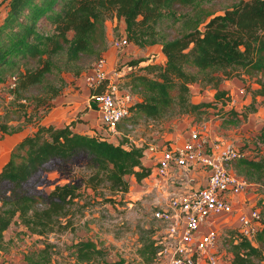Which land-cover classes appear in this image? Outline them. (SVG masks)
Listing matches in <instances>:
<instances>
[{"label": "trees", "instance_id": "obj_1", "mask_svg": "<svg viewBox=\"0 0 264 264\" xmlns=\"http://www.w3.org/2000/svg\"><path fill=\"white\" fill-rule=\"evenodd\" d=\"M5 7L0 22V82L15 76V84L8 88L11 99L0 128L6 131V122L17 119L35 129L11 147L0 167V249L5 230L15 221L46 238L72 225L74 205L80 211L98 196L101 203L115 204L116 197L105 195L101 187L112 194L125 193L130 186L127 175L137 182L151 175V167L142 162L145 144L123 135L114 141L97 131L77 132L71 123L41 122L53 98L66 87L65 74L86 72L106 50L107 20L123 19L130 42L140 48L160 45L164 55L163 62L142 56L125 61L131 70L125 85L138 92L140 100L132 102L129 114L117 123L122 133L127 134L142 116L194 114L198 124L209 120L208 108L221 116L224 126L238 125L255 110L256 96L264 101V0L227 4L223 0H5ZM136 66L139 71H132ZM245 76H256L257 86L247 88L249 104L241 111L234 105L228 108L233 95L220 84L233 77L245 80ZM192 83L214 88L212 99L193 101ZM251 140L252 153L232 160L230 167L264 188V123ZM79 156L86 158L83 179L56 183L46 193L28 188L30 179L53 161ZM252 207L258 209L261 223L255 235L226 228L223 246L230 253L229 264L264 260V195ZM152 234L138 238L142 264H152L157 255L159 244ZM52 246L45 239L23 261L6 264H51ZM69 248L77 261L123 264L106 259V247L92 237L78 239Z\"/></svg>", "mask_w": 264, "mask_h": 264}, {"label": "rangeland", "instance_id": "obj_2", "mask_svg": "<svg viewBox=\"0 0 264 264\" xmlns=\"http://www.w3.org/2000/svg\"><path fill=\"white\" fill-rule=\"evenodd\" d=\"M228 1L230 0H223V4H227ZM5 8V0H0V22L6 14ZM106 26L107 32H111L112 38L125 33L122 31L123 29L121 30V25L119 26L118 23L114 27L112 23L107 22ZM130 45L131 42L119 49L117 55H121V51ZM130 47L131 51L127 54L128 56L134 57L141 53L143 57L149 58L152 61H164L163 54H161L159 50V45H152V47L147 46L140 50H137V47L132 45ZM122 56H119L120 58L114 62L112 67L121 70V86L130 89L125 85V82H128L127 80L129 77L127 76L130 74L131 70L130 67L124 65L126 60L122 62ZM147 61L148 59L141 63V65ZM132 71H139L138 67L136 66ZM0 84L1 123V115L4 112V107L9 103L11 98L8 96L9 91L6 83ZM222 84H225L226 88L229 89L233 95L232 99L234 103H229L228 108L230 105H234L238 111H241L251 100L250 93L247 91L248 86H257L256 76H245V80L233 77L223 80L220 87ZM198 87L199 86L194 85V83L190 84L192 100L196 98V94L193 95L192 91H197ZM203 89L205 90L203 94L206 96L211 95L214 90L212 87L205 86L200 88L201 93ZM132 95V102L140 100V94L138 92L133 91ZM254 106L255 110L249 111L247 117L242 119L238 125L227 126H224L221 116L217 115L216 111L214 112L211 108H208L205 114L209 116V120L212 119L208 129H211V131L215 133L213 135L215 139L234 143L238 147L252 153L254 144L251 138L264 123V101L261 95L256 96ZM246 110L248 109L246 108ZM184 116H187V118L191 117V122H194V118H197L194 114H182L175 117H162L159 119L142 116L139 118L138 122L132 126L133 128L129 131L130 136L132 139L139 141H141V138L149 141L153 138L152 133H156L157 130L160 131L161 129H171L176 125L175 120L179 121ZM6 123V131L0 128V157H3L5 150H7L9 145L8 140H11V137H14L18 131L22 129L25 131L29 128L22 120L14 119ZM85 163V156H79L69 161L55 160L30 179L27 186L31 191L46 193L56 183L83 179L86 173ZM130 177L128 178V180L130 179L129 190L125 193L112 194L107 187L100 188L105 195L111 194L116 197L117 201L115 204L109 202L101 203L100 196H98L99 198H96L94 201L91 200V202L80 211L77 209L76 205H74L73 209L76 208L77 211H75V215L72 219V227L70 226L62 232L50 233L45 238L38 234L30 233L16 221L13 222L5 231V242L0 249V264L23 261L30 250L42 247L45 239L51 241L54 245L50 250L52 259L51 264H97L94 262L87 263L84 261H77L73 255L72 249L69 248V245L74 241L88 237L100 241L106 247L107 253L105 257L109 261L119 260L123 264H142L143 257L138 252V238L146 237L150 235V232L153 233V236H156L159 231L163 229V226L153 217L152 213L157 207L155 204L157 200L156 202L154 201L155 196L149 188L146 187L147 184L134 181L132 176ZM88 191L92 193L90 188H88ZM262 195H264V188L257 186L252 187L250 185L246 186L238 199H236L237 201H235V208L238 210H234L228 220L223 219L222 221V218H220L217 224L219 233L217 246L219 264H229L230 261L229 253L226 252L225 246H223V238L227 233L226 228L230 226L236 227L240 213L248 212ZM162 197L165 199V194L159 196V199ZM84 198L85 197L81 198L82 200H80V203L84 201ZM218 218L219 217H217L216 220H218ZM205 228L206 224H202L200 231H203ZM256 264L261 263L257 262Z\"/></svg>", "mask_w": 264, "mask_h": 264}, {"label": "built area", "instance_id": "obj_3", "mask_svg": "<svg viewBox=\"0 0 264 264\" xmlns=\"http://www.w3.org/2000/svg\"><path fill=\"white\" fill-rule=\"evenodd\" d=\"M129 42L124 33L113 37L111 45L119 50ZM121 74V70L108 65L104 53L85 72L101 125L108 134L117 130V123L129 114L133 101L131 91L121 86ZM14 84L15 76H11L6 85L11 88ZM207 121L195 124L183 143L165 146L158 158L159 176H166L171 167H178L197 169L203 178L174 184L164 193L166 204L153 210V217L163 229L154 236L159 249L152 264H219L216 223L220 218L228 220L238 210L235 201L250 184L230 167L232 160L250 153L234 143L211 137ZM207 223L200 231L202 224ZM236 227L244 236L255 235L261 227L258 209L252 207L240 213Z\"/></svg>", "mask_w": 264, "mask_h": 264}, {"label": "crops", "instance_id": "obj_4", "mask_svg": "<svg viewBox=\"0 0 264 264\" xmlns=\"http://www.w3.org/2000/svg\"><path fill=\"white\" fill-rule=\"evenodd\" d=\"M107 22L112 23L114 27L118 23L119 26L121 25V30L123 29L122 31L125 32V23L123 19L113 18L107 20L106 23ZM106 32H107V26H106ZM111 38H112L111 32L110 33L107 32V48L104 51V54L107 58L108 65L110 67L113 66L114 62L118 58H120L119 56H122V54H123V56L121 57L122 62H124V60H128L129 58H133L127 55L131 51V47H130L131 45L137 47L136 48L137 50L141 49L140 47H138L137 45L131 42V45L129 47H125L124 50L121 51V55L118 56L117 52L119 50L115 49L111 45V40H112ZM159 50L161 52L160 45H159ZM161 54L163 53L161 52ZM138 55L142 56L141 53ZM138 55L137 56L135 55L134 57H140ZM163 59H164V55H163ZM149 60L151 61V59ZM65 78L67 80L66 87L64 88L63 92H61L60 94H58L53 98L52 104L48 108V110L44 113L41 122L51 123L55 126H64L66 124L71 123L70 127L77 132L93 133L94 131H97L104 136L106 135L107 137H109V139L114 141L118 137H121V135H123L128 137V139L135 144L138 145L145 144L147 147L145 154L142 157V162L144 165L151 167L152 172L150 176L142 179L140 182L147 184L146 187H148L149 190L152 192V194L155 196L154 201L156 202L157 200V203H155L157 207L164 206L166 204V200L163 199V197L159 199V196L166 193V191L169 188H171L174 184H182L188 182V180L193 178H195L196 180H198L199 178H203V174L201 171H198L197 169L195 170L189 168L171 167L166 176H159L156 173V165L158 158L161 155L162 149L168 145L174 146L181 144L189 138L190 132L196 124L195 122L190 121L191 117L187 118V116H184L179 121L175 120L176 125H174L171 129H161L160 131L157 130L156 133H152L153 138H151L149 141H146L143 138L140 139L141 141L132 139L129 132L127 134H124L118 129L115 132L108 134L101 125L100 113L97 109L95 101L91 97L90 88L88 87L85 81V72L81 73L78 76H74L70 73H66ZM194 85L199 86L201 88V86L198 83H194ZM199 87L197 91H192L193 95L196 94L195 95L196 98H194L193 100H209L213 97V93L215 89L213 90V93L211 95L206 96L203 94L205 90L203 89L201 93ZM221 88H226V85L222 84ZM211 122L212 119L208 121L209 125ZM26 126H29V128H27L25 131L23 129L21 131H18V133H16L14 137H11L12 138L11 140H8L9 145L7 147V150H5L3 157H0V167L8 158L11 147L20 138H22V136H24L29 132H32L35 129V127L31 124H26ZM209 134L211 137H214L213 135L215 133L212 132L211 129H209ZM130 176H132L134 181H136L133 175H127V178H129ZM249 185L252 187L257 186L253 183H250ZM218 223H216V226ZM208 225L209 224L207 223L206 227ZM4 238H5V232H4ZM229 257H230V253H229ZM260 263L264 264V260H262Z\"/></svg>", "mask_w": 264, "mask_h": 264}]
</instances>
